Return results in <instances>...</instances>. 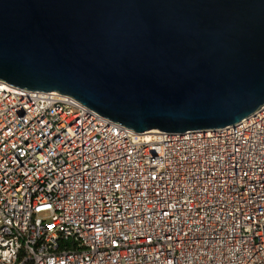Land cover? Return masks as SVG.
Listing matches in <instances>:
<instances>
[{"label":"built area","instance_id":"obj_1","mask_svg":"<svg viewBox=\"0 0 264 264\" xmlns=\"http://www.w3.org/2000/svg\"><path fill=\"white\" fill-rule=\"evenodd\" d=\"M0 264H264V103L138 132L0 79Z\"/></svg>","mask_w":264,"mask_h":264},{"label":"water","instance_id":"obj_2","mask_svg":"<svg viewBox=\"0 0 264 264\" xmlns=\"http://www.w3.org/2000/svg\"><path fill=\"white\" fill-rule=\"evenodd\" d=\"M0 79L138 132L222 127L264 103V0H0Z\"/></svg>","mask_w":264,"mask_h":264},{"label":"bare ground","instance_id":"obj_3","mask_svg":"<svg viewBox=\"0 0 264 264\" xmlns=\"http://www.w3.org/2000/svg\"><path fill=\"white\" fill-rule=\"evenodd\" d=\"M150 131H155V129H153V130H150Z\"/></svg>","mask_w":264,"mask_h":264}]
</instances>
